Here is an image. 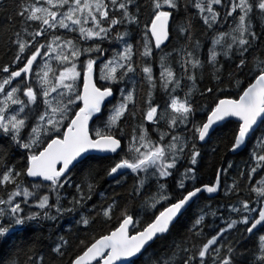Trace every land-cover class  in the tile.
<instances>
[{
  "label": "snow or ice",
  "instance_id": "6c2138e0",
  "mask_svg": "<svg viewBox=\"0 0 264 264\" xmlns=\"http://www.w3.org/2000/svg\"><path fill=\"white\" fill-rule=\"evenodd\" d=\"M195 21L211 33L203 58ZM2 57L0 264H143L203 194L222 190L236 198L226 213L205 205L151 264H264V0H0ZM229 87L234 98H219ZM194 93L218 100L199 122ZM229 118L228 151L248 161L199 182L198 144ZM13 147L24 150L19 166ZM104 178L112 193L90 204ZM135 203L152 211L143 227ZM65 217L75 231L47 252L41 237L25 239Z\"/></svg>",
  "mask_w": 264,
  "mask_h": 264
},
{
  "label": "trees",
  "instance_id": "16d2710c",
  "mask_svg": "<svg viewBox=\"0 0 264 264\" xmlns=\"http://www.w3.org/2000/svg\"><path fill=\"white\" fill-rule=\"evenodd\" d=\"M191 13H195V9L191 10ZM181 16H183V13H181ZM147 18L146 16L144 17ZM196 23V35L201 39V42L203 44V52L201 53V56L203 58L204 54H206V50L211 47V40L210 36L211 33H208V35H204V28L200 24L199 21H195ZM135 35V33H134ZM139 39V37H136ZM174 43L176 41H173ZM107 46V45H106ZM8 58L2 57L0 58V64L4 63ZM154 73L158 77L159 75V65L156 64L153 68ZM211 86L210 82L207 78H205L201 84L200 87L203 88L204 86ZM181 97H183V92L178 93ZM219 98H234V90H232L229 87V90L226 92H220L217 93ZM116 98L118 99V93L116 95ZM167 99L166 94H164L161 91H157L155 94L154 102L159 103L161 107H163L165 100ZM193 100L195 107L197 108L196 117L195 119L199 122L206 118L208 114V109L215 106V103L218 102L216 96H213V94H205L204 96H200L198 93H194ZM111 107V105H109ZM236 122L229 121L222 125L219 132L215 137H213L212 141L208 143L206 146L200 147L198 144V147L201 151L202 159L199 160L198 165L196 166L199 168V172L197 175L198 181L202 183H209L214 181V175L217 168L221 166H226L227 162H231L233 164V169H229V177H231L234 174V171L237 167H240L241 169L244 167V164L246 161H248V153L243 152L239 155H233L232 152L228 151V145L231 139V133L236 128ZM94 127L92 124L91 129ZM191 135V133H188ZM153 139H156L155 136H153ZM215 149V151H213ZM23 149H18L13 147L9 154V160L11 163L16 164L19 166V162L23 160ZM183 169H181L182 171ZM83 176L74 175L73 180L74 181H81L83 180ZM223 179V178H222ZM254 181L256 177L253 178ZM131 184V181L128 182ZM191 183V181H189ZM228 183L231 184V179L228 180ZM243 183V181H242ZM67 187V186H66ZM113 185L112 187L109 186L108 178H104L102 180H99L98 186L95 189V193L93 195L92 201L89 203H99L101 199V194L109 195L113 191ZM175 194V193H174ZM123 195L127 196V192H123ZM241 195H244L243 193ZM236 198L232 196H225L223 190L220 192V194L214 198L210 199L207 196L204 195V198L199 201V205H194L191 210L188 213V217L182 222V225L180 228H178L175 232H173L172 236H170L167 240L156 242L152 249L150 250L148 256L144 257L143 264H151V260L157 256L162 255L167 249L170 248L173 241L179 242L180 236L186 231V226H191L192 220L196 217H198L200 214H202L201 209L205 207V205H211L212 209L215 210L216 208L220 209V213L218 215H223L226 213V207L230 206V201H234ZM160 207L159 205L157 206ZM131 211L134 212L136 215L134 216V219H138L140 221L141 227H143L147 222L150 221L152 217V211L142 209L139 206V203H135L131 207ZM208 220H211V217H208ZM117 221L114 219L110 222L108 226L98 224L96 228L93 230L94 234L100 235L103 232H106L108 230V227H115ZM74 221L71 217H65L62 220H60L56 227L54 228H43V229H28L25 239L31 236H39L41 237V250L44 252L48 251V245L52 244L53 240L56 239V235L66 233L68 229H73ZM206 232H209L210 229H205ZM260 235H264V233H260ZM234 239H239V236L234 237ZM258 242V236L252 237L249 239H246L243 242L242 247L244 248H254Z\"/></svg>",
  "mask_w": 264,
  "mask_h": 264
},
{
  "label": "water",
  "instance_id": "95a60500",
  "mask_svg": "<svg viewBox=\"0 0 264 264\" xmlns=\"http://www.w3.org/2000/svg\"><path fill=\"white\" fill-rule=\"evenodd\" d=\"M170 38H171V37H170ZM109 99H112V98H109ZM105 104H108V101H107V100L105 101ZM94 120H95V117L93 118V121H94ZM229 121L236 122V119H235V118H229L227 121L222 122V125H224L225 123H227V122H229ZM236 123H237V122H236ZM92 124H93V122L90 121V122H89V128H90V130H91V126H92ZM232 154H233V155H236V154H234V153H232ZM219 194H220V192L217 193V194H213L214 198H216ZM203 195H205V196L208 197L207 194H203ZM208 198H210V199H214V198H212V197H208Z\"/></svg>",
  "mask_w": 264,
  "mask_h": 264
}]
</instances>
